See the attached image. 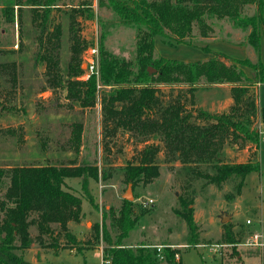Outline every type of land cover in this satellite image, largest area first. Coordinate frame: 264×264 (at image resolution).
<instances>
[{
	"label": "rangeland",
	"instance_id": "rangeland-1",
	"mask_svg": "<svg viewBox=\"0 0 264 264\" xmlns=\"http://www.w3.org/2000/svg\"><path fill=\"white\" fill-rule=\"evenodd\" d=\"M5 1L0 0V62L15 61L17 70L15 84L8 72L0 73V102L18 108V112H0V166L6 169L16 164L49 160L58 165H96L98 168L95 179L86 175L65 178V188L82 199L80 219L68 223L75 242H69L62 235L58 236L56 247L48 243L49 238L44 240V245L35 240L25 251L24 258L40 263L102 264L104 249L116 239L117 230L111 219L118 214L122 201L129 200L133 202V215L137 221L122 240L125 245L155 246L158 249L169 245L178 249L181 264H263L264 123L260 115L257 114L251 124L259 131V149H256L259 170L246 175L240 191L235 186L236 177L219 185L208 182L190 172L193 163H183L176 155L170 154L157 133L113 130L112 124L103 117L100 100L101 94L111 88L100 84L97 73L93 106L82 107L79 101L67 97L65 88L51 87L44 75V63L35 59L38 32L31 22L29 8H20L19 25L15 5L14 19L6 21L2 12ZM101 1L56 0L52 6L53 22L61 26L58 56L62 76L70 57V13L75 18L81 39L97 47L99 35L104 32V46L109 52L118 58L134 61L136 27L121 21L106 1ZM20 2L25 3L24 0ZM255 11V3L247 4L242 16H250ZM206 21L211 29L203 35L194 24L189 37L191 44L176 43L174 36L169 37L168 43L163 37L156 36L154 56L194 61L206 60L214 55L212 51H216L230 58H249L253 62L260 59L264 63V40L260 39L258 51L248 44L249 24L242 26L227 17L206 18ZM220 41L230 42L231 46ZM216 42L220 43L213 44ZM93 46L88 45L80 54L81 67L85 70L80 79H86L90 72L88 59L95 57L90 51ZM98 53L97 50V57ZM224 60L230 63L229 59ZM243 69L253 78L255 71L252 68L243 66ZM231 86L228 82L208 84L204 78L194 85L192 91L184 82L159 83L157 95L162 107L179 102L183 112L190 114V121L203 124L196 118V109L227 111L233 103ZM252 93L256 104L264 106V82L255 85ZM76 123L82 128L77 148L71 139ZM148 143L158 144L160 148L157 154L159 174L148 183L139 182L131 187L132 198L124 199L128 184L124 180L123 167L128 161H136L140 150ZM254 148L253 144L250 147L243 144L241 139L226 138L219 152L227 162H242ZM197 166L208 174L214 172L209 165ZM7 183L8 177L5 176L1 193ZM180 194L193 198L191 206L198 231L195 244H188L186 223L174 212V208L179 207ZM103 211H106L105 218ZM222 212L230 215L225 223L220 221ZM103 224L107 230L106 238L101 230ZM95 228L99 231L97 238ZM30 232L33 236L36 234L34 226L30 227ZM158 258L160 264H167L162 255Z\"/></svg>",
	"mask_w": 264,
	"mask_h": 264
},
{
	"label": "trees",
	"instance_id": "trees-1",
	"mask_svg": "<svg viewBox=\"0 0 264 264\" xmlns=\"http://www.w3.org/2000/svg\"><path fill=\"white\" fill-rule=\"evenodd\" d=\"M24 1L6 0L2 3L6 21L14 19L15 5L20 25V8H29L31 22L38 32L35 36L38 45L35 59L44 63L46 81L51 87L65 88L67 97L79 101L82 107L93 106L96 100L95 73H89L86 79L79 77L85 71L81 67L80 54L88 45L94 44L81 39L75 18L70 13V57L66 73L62 76L58 56L61 26L53 22L51 15L56 0ZM105 1L121 21L136 27L133 62L109 52L104 46V32L99 35L97 74L100 84L111 88L100 96L106 122L112 124L113 130L120 128L135 130L140 134L157 133L170 154L176 155L183 163H193L190 172L194 175L217 185L236 177L238 181L235 186L240 191L246 175L259 170L258 151L256 154V149H259V131L251 124L257 114L264 123V106L256 104L252 91L255 85L264 82V63L260 59L253 62L249 58H230L216 51H212L214 55L206 60L194 61L154 56V39L161 36L169 43V37L174 36L176 43L191 44L189 37L194 24L201 34L207 35L211 27L206 18L227 17L242 26L250 25L247 41L258 51L260 39L264 40V0ZM250 3H255V13L242 16L245 5ZM220 57L229 59L230 63L227 64ZM243 66L252 68L255 77L248 76ZM16 67L15 61L0 62V73L8 72L14 84ZM201 78L208 84H232L233 103L227 111L210 112L197 108L196 118L203 123L200 124L190 121V114L183 112L179 102L161 106L157 95L159 83L184 82L192 91ZM17 109L0 102L1 113L18 112ZM81 130V124L76 123L71 135L76 148L80 144ZM226 138L241 139L246 146L253 144L255 148L245 161L227 162L219 152ZM159 150L158 144H146L136 161H128L124 165L125 182L133 188L139 182L148 183L157 177ZM202 163L211 166L213 174L200 170L197 165ZM82 175L95 179L98 175L97 166L58 165L49 160L16 164L6 169L0 166V186L3 178L8 177L5 190L0 192V264H54L30 262L24 258V253L35 240L44 245V240L49 238L48 243L56 247L58 236L62 235L69 242H75L68 223L80 219L82 199L65 188V178ZM178 200L179 207L174 208V212L186 223L188 244H195L198 231L191 206L193 198L188 194H180ZM132 204V201L123 200L118 214L112 217L111 224L117 230L116 239L114 244L104 249L102 264H160L159 255L167 264H181L178 249L169 245L158 249L155 246L122 243L137 221ZM102 216L106 217V211H103ZM31 226L36 229L34 236L30 232ZM95 230L97 238L99 231L98 228ZM101 230L106 238L104 224Z\"/></svg>",
	"mask_w": 264,
	"mask_h": 264
},
{
	"label": "built area",
	"instance_id": "built-area-1",
	"mask_svg": "<svg viewBox=\"0 0 264 264\" xmlns=\"http://www.w3.org/2000/svg\"><path fill=\"white\" fill-rule=\"evenodd\" d=\"M97 47H91L90 48V51H91V54H95V57L94 56H90L89 59H88V62H89V68H90V72L89 73H97V60H98V57L96 56V53H97ZM89 73L86 75L88 76ZM150 201V200H149ZM247 222H249V220L247 219ZM101 263H102V259H101Z\"/></svg>",
	"mask_w": 264,
	"mask_h": 264
},
{
	"label": "water",
	"instance_id": "water-1",
	"mask_svg": "<svg viewBox=\"0 0 264 264\" xmlns=\"http://www.w3.org/2000/svg\"><path fill=\"white\" fill-rule=\"evenodd\" d=\"M124 199H130L132 198V191H131V184H128L126 192L123 194ZM230 218L229 214H226L225 212H222L220 214V221L222 223H225Z\"/></svg>",
	"mask_w": 264,
	"mask_h": 264
},
{
	"label": "crops",
	"instance_id": "crops-1",
	"mask_svg": "<svg viewBox=\"0 0 264 264\" xmlns=\"http://www.w3.org/2000/svg\"><path fill=\"white\" fill-rule=\"evenodd\" d=\"M221 43H224V45H226V46H231V44H229L228 42H226V41H220ZM220 42H216V43H213V44H219ZM212 43H211V45H213ZM235 44V43H234ZM238 46H240V47H244L243 45H240V44H238ZM214 50H216V49H214ZM218 51V50H217ZM220 52H226V51H221V50H219ZM243 54L244 55H247L248 54V52H243ZM246 57V56H245ZM254 76H255V74L253 75V78H254ZM251 77V76H250ZM260 84V83H259ZM258 84V85H259Z\"/></svg>",
	"mask_w": 264,
	"mask_h": 264
}]
</instances>
